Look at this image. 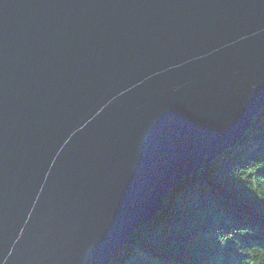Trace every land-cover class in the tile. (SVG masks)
<instances>
[{
    "label": "water",
    "instance_id": "obj_1",
    "mask_svg": "<svg viewBox=\"0 0 264 264\" xmlns=\"http://www.w3.org/2000/svg\"><path fill=\"white\" fill-rule=\"evenodd\" d=\"M263 107L264 0H0V264H112Z\"/></svg>",
    "mask_w": 264,
    "mask_h": 264
},
{
    "label": "trees",
    "instance_id": "obj_2",
    "mask_svg": "<svg viewBox=\"0 0 264 264\" xmlns=\"http://www.w3.org/2000/svg\"><path fill=\"white\" fill-rule=\"evenodd\" d=\"M165 204L112 264H264V107L232 147L179 180Z\"/></svg>",
    "mask_w": 264,
    "mask_h": 264
}]
</instances>
